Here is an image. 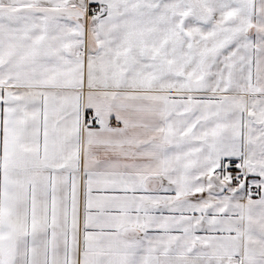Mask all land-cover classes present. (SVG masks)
Segmentation results:
<instances>
[{"label":"snow or ice","instance_id":"6c2138e0","mask_svg":"<svg viewBox=\"0 0 264 264\" xmlns=\"http://www.w3.org/2000/svg\"><path fill=\"white\" fill-rule=\"evenodd\" d=\"M0 264H264V0H0Z\"/></svg>","mask_w":264,"mask_h":264}]
</instances>
